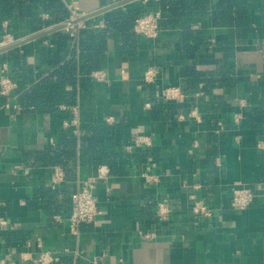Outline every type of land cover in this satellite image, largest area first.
<instances>
[{"label":"crops","instance_id":"1","mask_svg":"<svg viewBox=\"0 0 264 264\" xmlns=\"http://www.w3.org/2000/svg\"><path fill=\"white\" fill-rule=\"evenodd\" d=\"M57 1L74 5L82 17L117 4H123L113 9L119 13L161 14L160 0ZM201 1L189 3L201 7ZM215 1L191 24L183 19V26H161L155 39L136 36L131 54L122 52L121 35L112 32L100 68L90 74V100L82 102L78 82L75 103L53 112L25 107L21 96L54 70L44 53L55 49L52 35L60 30L27 40L68 19L39 31L28 17L3 22L0 50L18 46L0 53V76L6 66L18 88L12 100L0 95V264H39L44 252L58 256L57 264H264V0H240L250 11L249 28L212 25ZM107 12L78 23L103 29ZM40 17L50 19L47 13ZM185 26L204 31L194 58L183 48ZM5 31L12 37L2 47ZM224 64L231 65L233 84L219 83ZM149 67L158 70L155 85L143 81ZM189 67L215 73L217 82L190 88L184 103L158 101L166 87L188 89L183 75ZM103 126L110 133L99 135L103 143L94 150L118 153L113 170L111 159L93 163L86 142ZM72 134L75 157L66 155L59 165L46 152L66 149ZM138 137L151 145L136 146ZM101 167L109 171L96 189L103 213L73 233L71 196ZM57 169L63 181L54 184ZM243 187L256 198L247 209L233 210L232 190ZM192 196L213 215L192 213ZM162 201L171 215L161 223L156 209ZM146 234L154 236L147 241Z\"/></svg>","mask_w":264,"mask_h":264},{"label":"trees","instance_id":"2","mask_svg":"<svg viewBox=\"0 0 264 264\" xmlns=\"http://www.w3.org/2000/svg\"><path fill=\"white\" fill-rule=\"evenodd\" d=\"M201 3V7H194L189 0H160V26H183V19H186L187 24L193 23L195 17L209 13V0H202ZM40 13H47L50 19L44 21ZM210 13L211 24L215 27L249 28L251 25L250 11L240 0H216ZM144 15L143 10L126 13L113 10L104 15L106 24L103 29L94 30L87 24L86 28L78 29L76 36H71L66 29L55 32L52 35L55 49L49 56L44 53V60L49 62L54 70L40 83L22 94L21 103L25 107H33L43 112H53L61 104L72 105L76 100L75 88L78 82H80L82 102L89 101L93 90L90 74L100 68L106 51L107 36L112 32L119 33L123 41L122 52L126 55L133 53L132 48L135 46L134 41L137 36L133 25L138 18ZM23 17L31 18L34 29L39 31L43 26L49 27L69 19L70 12L63 3L57 0H49L45 5H42L40 0H0V32L3 31V22H17ZM182 30L184 51L194 58L205 40L204 31H193L188 26L183 27ZM19 57L14 56L17 64L22 59ZM230 70L231 65L224 64L223 69L217 73L221 78L220 84H233L236 81ZM214 75L215 73L205 74L195 67H189L183 75L188 84V89L185 88L186 92L189 94L190 88H198L203 81L212 87L217 82ZM208 76L210 78H207ZM67 86H70L72 90H67ZM96 131V135L86 140L92 150L90 158L94 160L95 165L106 163L108 159H111L109 166L113 170V166L117 163L118 153L108 149L94 150L95 146L103 143L99 135H109L110 127L103 126L96 128ZM69 138L64 143L66 149L46 152L53 153L52 157L59 165H64L62 159L66 155H69V159L75 157L76 138L73 134Z\"/></svg>","mask_w":264,"mask_h":264},{"label":"built area","instance_id":"3","mask_svg":"<svg viewBox=\"0 0 264 264\" xmlns=\"http://www.w3.org/2000/svg\"><path fill=\"white\" fill-rule=\"evenodd\" d=\"M67 8L70 12V17L66 22V30L70 32L71 36H74V32L84 27L81 23L77 22L82 16L74 5H70ZM160 20V13L148 14L140 17L135 21L134 32L137 36L155 39L158 37L161 31V26L159 24ZM11 37V34L6 32L3 41L1 42V46L6 47V45L9 44ZM93 75L97 81L103 79V76L98 73ZM157 77L158 70L155 67H149L143 76V81L145 84L155 85L157 84ZM17 88V83L10 76L6 66H4L2 75L0 76V95L6 98L8 101L12 100L15 98L14 94ZM188 97L189 94L185 89L175 86L166 87L164 90L158 91L157 93L158 101L165 105L184 103ZM147 106L149 107L150 105L147 104ZM179 119H182V117H179ZM236 121L238 122V120ZM135 144L140 148L148 147L151 145V139L138 137ZM108 173L109 171L105 167L99 168L95 175L90 176L85 181L80 183L79 188L72 194L71 215L69 217V223L70 230L73 233H77L83 224L92 223L102 215L103 212L98 207L96 189L98 181L103 179ZM145 177L147 179L152 178L151 176L146 175ZM61 181H63V172L61 169H57L53 176V183L57 184ZM232 193L231 208L236 211H243L244 209L252 206L256 198V194L253 193V191L248 187H243V189L234 188ZM192 200V213L205 219L213 215L212 209L203 201L197 200L195 196H192ZM170 212L171 210L167 201H162L157 204L156 214L159 222L162 223L168 221L171 215ZM153 236V234H146L142 237L144 240L150 241ZM59 261L60 258L58 256H55L49 252H44L39 258V264H57Z\"/></svg>","mask_w":264,"mask_h":264},{"label":"water","instance_id":"4","mask_svg":"<svg viewBox=\"0 0 264 264\" xmlns=\"http://www.w3.org/2000/svg\"><path fill=\"white\" fill-rule=\"evenodd\" d=\"M120 5H123V4H117V5H115V6H111V7H109V8H106V9L101 10V11H99V12H96V13H94V14H90V15H87V16H83V17L80 18L77 22L85 21V20H87V19H89V18H92V17H95V16H97V15L103 14V13H105V12H107V11H110V10H113V9L119 7ZM64 28H66V25H65V24H64V25H61V26H58V27H56V28H54V29H51V30H49V31H46V32H44V33H42V34H39V35H37V36H34V37L30 38V39L27 40V41H30V40H33V39H37V38H40V37H42V36H46V35L51 34V33L55 32V31H57V30H61V29H64ZM27 41H25V42H27ZM25 42H24V43H25ZM22 44H23V43H22ZM19 45H20V44H19ZM16 46H18V45H15V46H9V47H7V48L1 49V50H0V53H2V52H4V51H7V50H10V49H12V48H14V47H16Z\"/></svg>","mask_w":264,"mask_h":264}]
</instances>
